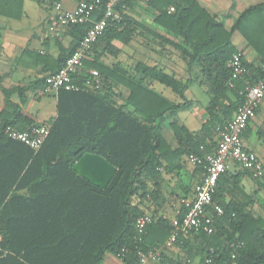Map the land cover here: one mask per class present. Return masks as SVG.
I'll return each instance as SVG.
<instances>
[{
  "label": "trees",
  "instance_id": "obj_1",
  "mask_svg": "<svg viewBox=\"0 0 264 264\" xmlns=\"http://www.w3.org/2000/svg\"><path fill=\"white\" fill-rule=\"evenodd\" d=\"M129 1L124 0L117 7L121 15ZM158 1L152 0L149 5L157 10ZM160 1L161 7L168 10L173 6L174 12L160 11L158 24L182 36L191 45L194 56L203 57V75L216 98L224 97L226 89L231 88L225 64L235 53L228 41L229 34L194 0ZM23 3L24 0H0V17L20 20ZM262 13L264 5L248 9L239 17L234 29L241 31V22L247 15ZM121 17V21L107 26L94 48L117 38L119 28L130 29L127 19ZM86 29L84 25L68 29L72 43L67 53L58 59L56 69L79 45ZM245 38L252 46L253 42ZM262 60L264 65V56ZM92 68L102 80L101 90L86 94L60 91L57 116L37 152L3 134L7 125L23 131L34 124L17 110L8 118L5 109L16 107L10 102V96L20 89L1 88L5 109L0 113V264H100L105 253L117 256L123 248L128 251L123 262H137L135 221L141 213L131 205V198L138 189L145 190V178L155 181L162 167L164 142L158 127L153 125L154 120H162L165 109L179 106L167 105L157 112L141 111L135 107V92L139 88L128 84L127 104L135 107L134 112L142 118L138 119L134 112H126L124 107H116L111 101L115 85L111 79L116 81L114 73L101 66ZM146 72L182 98L183 85L161 73ZM257 80L245 76L232 82L231 91L238 92L240 99L238 105L243 101L245 82L253 84ZM216 98L208 108L209 119L201 129L203 139L212 136L215 126L223 125L213 110L218 104ZM171 128L179 145L176 156L200 153L198 148L203 140L194 138L195 142L183 127L172 124ZM86 154L98 156L114 168L106 188L93 185L74 170L75 163ZM218 183L219 180L217 186ZM223 209V216L214 221L212 235L190 236L213 243L209 244L212 250L207 251L205 259L211 258L209 264H231V249L226 241H239L243 245L237 251L236 264H264V220L245 213L241 205ZM152 226H148L146 232ZM146 236L141 245L143 250L153 247L147 244ZM183 241L185 239L180 238L176 245Z\"/></svg>",
  "mask_w": 264,
  "mask_h": 264
},
{
  "label": "crops",
  "instance_id": "obj_2",
  "mask_svg": "<svg viewBox=\"0 0 264 264\" xmlns=\"http://www.w3.org/2000/svg\"><path fill=\"white\" fill-rule=\"evenodd\" d=\"M31 1L36 2L37 7L30 8L32 3L27 5L29 0H24L20 20L0 17V113L5 109L1 88L20 89L10 96V102L16 107L5 109L8 118L17 110L33 124L52 125L57 116L58 94L45 91L44 80L56 71L57 61L67 53L72 39L68 29L57 37L45 38L46 27L53 21L56 12L46 5V0ZM151 1H129L123 7L122 15L129 22L130 29L119 28L117 38L98 44L83 66L85 70L95 69L92 68L94 65L101 66L114 73L116 81L111 79L115 85L110 99L116 107H124L126 112H134L135 107L145 112H157L167 105L179 106L165 109L162 120H154L153 125L158 127L164 142L161 145L164 153L162 167L155 181L144 179L145 190H137L131 198V205L138 209L141 216L146 215L154 220L153 226L145 234L147 244L153 247L145 251L158 250L163 257V262L148 261L145 264H203L204 261L206 263L207 251L212 250V242L188 237L181 244L164 248L170 221L183 213L180 199L192 197L203 175L201 167L188 161V154L176 156L179 145L171 125L183 127L194 141L203 140L204 144L199 145L203 150L198 148L200 153L197 155L211 153L216 146L215 133L203 139L201 129L209 119L208 108L216 96L202 73L203 57L194 56L191 45L182 36L158 24L160 11L167 9L161 7L159 0L156 5L160 8L154 10L149 5ZM194 1L229 34L231 48L243 56L246 76L251 80L262 76L264 13L247 15L241 22V31L234 29V25L248 9L264 5V0ZM74 6L72 0L63 4V8L69 10H73ZM245 37L253 42L252 46ZM147 70L161 73L183 85L182 98ZM128 84L139 88L135 92V107L127 104L130 96ZM230 87V90L226 89L224 97L216 98L218 104L213 109L223 124L233 117L240 102L238 92L231 91L234 85ZM134 115L142 119L136 112ZM243 143L264 164V99L243 134ZM214 204L222 208L241 205L245 213L264 220V180L253 179L249 172H241L234 163L229 162L219 179ZM100 264L126 263L118 255L105 253Z\"/></svg>",
  "mask_w": 264,
  "mask_h": 264
},
{
  "label": "built area",
  "instance_id": "obj_3",
  "mask_svg": "<svg viewBox=\"0 0 264 264\" xmlns=\"http://www.w3.org/2000/svg\"><path fill=\"white\" fill-rule=\"evenodd\" d=\"M64 1L66 0L44 1L56 12L53 21L46 27L44 37H57L60 32L74 25H84L87 29L70 56L59 65L55 72L45 78L44 89L55 95L59 91L96 93L102 88V80L95 69L85 70L83 62L89 57L107 26L112 22L121 21L122 17L117 7L124 0H72L75 3L74 9L62 10L61 5ZM173 12L174 7L170 6L167 13ZM95 16L99 18L95 20ZM225 66L230 73V86H233L232 82L239 81L247 75L245 62L240 52L231 54ZM242 97L243 101L237 106L233 117L223 125L215 126L214 150L211 153L201 155L191 153L187 156L188 161L203 169V175L201 181L195 186L192 197L180 199L183 213L170 221L164 248L173 247L180 238L186 239L200 234L212 235L215 232L214 221L223 216L224 209L214 204L213 196L217 182L229 162L234 163L239 171L249 172L255 180L264 179V164L243 143V134L264 99V72L255 83L245 82ZM50 129L51 124H34L23 131L7 125L3 129V134L37 152L48 137ZM199 149L203 150L202 147ZM153 221L146 215L135 221L134 254L138 264H145L148 261L163 262L160 251H145L141 248L147 228ZM226 245L231 249V264H236L237 251L243 243L226 241ZM127 253L128 251L123 248L118 257L122 259ZM206 263H211V258H206Z\"/></svg>",
  "mask_w": 264,
  "mask_h": 264
},
{
  "label": "water",
  "instance_id": "obj_4",
  "mask_svg": "<svg viewBox=\"0 0 264 264\" xmlns=\"http://www.w3.org/2000/svg\"><path fill=\"white\" fill-rule=\"evenodd\" d=\"M74 170L84 179L99 188H106L114 175V168L104 159L86 154L74 165Z\"/></svg>",
  "mask_w": 264,
  "mask_h": 264
},
{
  "label": "rangeland",
  "instance_id": "obj_5",
  "mask_svg": "<svg viewBox=\"0 0 264 264\" xmlns=\"http://www.w3.org/2000/svg\"><path fill=\"white\" fill-rule=\"evenodd\" d=\"M66 1H71V0H66ZM66 1H64L63 3H62V7L61 8H63V4L66 2ZM32 3V4H31ZM29 4H31L29 7L31 8H33V9H35L37 6V3L36 2H34V1H31V0H29V2H28V4L27 5H29ZM36 6V7H35ZM75 7V6H74ZM30 8H29V10H30ZM64 10H69V9H66V8H63ZM70 10H72V9H70Z\"/></svg>",
  "mask_w": 264,
  "mask_h": 264
}]
</instances>
